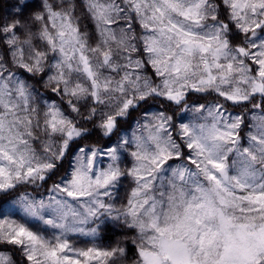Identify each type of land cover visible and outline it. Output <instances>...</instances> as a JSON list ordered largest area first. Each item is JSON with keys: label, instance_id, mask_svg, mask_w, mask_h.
Returning <instances> with one entry per match:
<instances>
[{"label": "snow or ice", "instance_id": "6c2138e0", "mask_svg": "<svg viewBox=\"0 0 264 264\" xmlns=\"http://www.w3.org/2000/svg\"><path fill=\"white\" fill-rule=\"evenodd\" d=\"M124 3L127 7L118 6L113 0H90L88 8L92 19L99 20L106 29L113 27L111 16L128 12L126 19L136 22L129 27L144 30L139 55L148 57L143 62L152 65L155 75H167L170 70L179 78L182 72L192 71L191 64L182 57L174 58L164 43L170 42L177 29L171 14L188 16L190 10H181L178 0ZM231 6L240 13L238 18H243L248 8L253 13L258 8L264 10V0H232ZM36 7L35 20L45 21L39 38L64 56L63 38L79 30L72 27L71 17L61 14L58 6ZM58 23L61 27L57 30ZM7 28L21 31L14 25ZM75 39L77 47L82 48L78 35ZM180 43L186 40L181 38ZM80 55L86 61L82 51ZM251 56V67L241 66L237 71L249 74L241 79L251 83L254 98L264 95V47L254 46ZM204 67L215 80L216 71L225 65L205 63ZM232 72L233 64L229 63L222 75ZM4 87L0 85V91ZM18 89L26 95L23 82H19ZM169 95L175 98L173 93ZM129 104L126 102L123 108L131 117L135 109H129ZM143 111V132L134 131L132 139L138 148L152 142L156 150L151 154L132 152L137 161L144 162L129 167L126 175L114 163L119 159V150L109 147L110 142L104 145L106 151L100 153L101 167H97L95 149L81 148L76 143L73 150L68 140L52 159H43L28 148L0 145V264H264V168L256 166V154L247 146L243 151L232 147L223 157L214 155L217 141L236 145L243 133L229 129L237 125H200L197 133L182 124V135L188 142L177 145L171 136L160 134L164 122L160 121L154 130L147 108ZM250 119L264 127V112L254 113ZM104 124L111 130L112 117ZM58 125H67L65 135L69 140L80 135L53 107L49 126L55 130ZM115 126H125L120 117ZM126 143L123 141L121 146ZM250 143L258 145L260 139L250 136ZM177 147L181 151H176ZM78 151L83 154L77 155ZM166 166L171 167L166 175H161ZM122 176L130 182L117 205L110 189ZM28 179H39L44 195L22 191L23 181Z\"/></svg>", "mask_w": 264, "mask_h": 264}, {"label": "clouds", "instance_id": "9594fccd", "mask_svg": "<svg viewBox=\"0 0 264 264\" xmlns=\"http://www.w3.org/2000/svg\"><path fill=\"white\" fill-rule=\"evenodd\" d=\"M113 2L127 7L124 0ZM89 3L90 0H0V85L5 86L0 91V145L5 148L15 145L21 150L28 148L43 159H52L68 140L73 150H76V143L81 148L95 149L97 167H101L100 153L106 151L104 145L110 142L109 147L119 150V159L114 163L126 175L129 167L144 162L137 161L132 152L151 154L156 150L152 142L138 148L132 139L134 131L143 132L146 115L143 109L147 108L153 129L163 121L164 130L160 134L171 136L172 143L177 145L188 142L182 135V124L189 125L197 133L200 125L219 128L237 125L229 129L243 133L236 145L217 141L214 155L223 157L232 147L243 151L247 146L256 154V166L264 168V127L259 126V121L250 119L254 113L264 112L261 107L264 95L253 98L251 83L241 79L249 74L237 71L241 66L251 67L254 46L264 47V27H253L264 26V10L258 8L253 13L248 8L243 18H238L240 13L231 6L232 0H178V7L190 12L188 16L171 14L177 29L170 42L164 43L174 53V58L179 56L190 63L192 71L182 72L177 78L170 70L167 75H155L152 65L143 62L148 57L141 58L139 49L145 33L142 28L129 27L136 22L126 19L128 12L123 16H111L113 27L106 29L99 20L92 19ZM40 4L58 6L61 14L71 17L72 27L79 30L63 38L64 56L39 38L45 26L44 20H35L36 6ZM8 25L21 31L13 32ZM60 27L58 23L57 30ZM77 35L82 48L77 47ZM235 35L239 38L234 39ZM181 38L186 43L181 44ZM81 51L86 61H82ZM168 54L166 52L165 56ZM217 62L225 68L217 70L216 79L212 80L204 65ZM229 63L233 64L232 74L222 75ZM129 65L138 71H132ZM19 82L24 83L26 95L19 92ZM126 102H130L129 109H135L131 117L123 108ZM53 107L68 124L79 130V136L69 140L65 135L67 125H58L55 130L49 126ZM108 117L113 120L111 130L104 124ZM117 117L124 122L123 128L115 126ZM250 136H257L260 143L251 144ZM125 140L127 143L121 146ZM257 148L261 151H256ZM175 150L181 151L179 147ZM182 162L187 163L186 160ZM168 167L171 166H166L161 175L167 174ZM129 182L130 179L122 176L110 189L111 199L117 200V205L123 200ZM159 183L157 181V189ZM23 184L22 191L33 196L44 195L39 179H28Z\"/></svg>", "mask_w": 264, "mask_h": 264}]
</instances>
